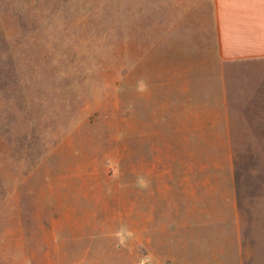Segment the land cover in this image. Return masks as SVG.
I'll return each instance as SVG.
<instances>
[{"label":"rangeland","instance_id":"rangeland-1","mask_svg":"<svg viewBox=\"0 0 264 264\" xmlns=\"http://www.w3.org/2000/svg\"><path fill=\"white\" fill-rule=\"evenodd\" d=\"M204 3L0 0V264L111 260L134 217L264 264V65Z\"/></svg>","mask_w":264,"mask_h":264},{"label":"crops","instance_id":"crops-1","mask_svg":"<svg viewBox=\"0 0 264 264\" xmlns=\"http://www.w3.org/2000/svg\"><path fill=\"white\" fill-rule=\"evenodd\" d=\"M197 4L202 3L198 1ZM204 4L209 8L214 50L220 58L227 62L264 65V0H205ZM133 219L127 228H116L121 231L119 236L110 232L115 228L108 225L110 239L114 240L108 243L106 255L114 258L101 260L95 257L92 264H124L126 261L127 264H233L227 255L216 251L210 254L204 247H198L204 243L196 237L199 232L196 226L164 224L158 229L162 238L154 240L145 237L148 223ZM84 226L79 224L80 228ZM88 258L85 256L77 264H89Z\"/></svg>","mask_w":264,"mask_h":264}]
</instances>
